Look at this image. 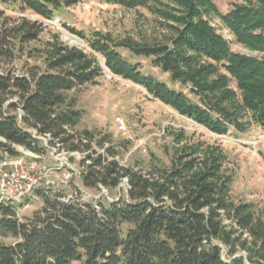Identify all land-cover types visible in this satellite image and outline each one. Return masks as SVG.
I'll return each instance as SVG.
<instances>
[{
    "label": "trees",
    "instance_id": "16d2710c",
    "mask_svg": "<svg viewBox=\"0 0 264 264\" xmlns=\"http://www.w3.org/2000/svg\"><path fill=\"white\" fill-rule=\"evenodd\" d=\"M103 1L129 9L154 8L172 30L165 43L148 44L65 25L104 58L112 74L143 87L212 133L224 135L230 127L240 130L242 113L264 126V57L233 53L209 22L218 17L238 43L264 53V0H243L223 15L212 0ZM0 3L51 19L73 2ZM10 24L9 18L1 23L0 65L13 59L16 44L35 41L41 32L37 21L22 18ZM121 48L133 56L151 58L170 82L181 88L189 85L195 100L142 73L138 63L119 53ZM44 62L43 72L0 73V159L4 152L18 156L17 147L42 155L45 149L33 136L35 131L37 136L49 135L48 144L64 151L87 152L79 162L83 169L78 178L84 189L96 190L98 185L116 189L123 179L128 189L125 198L101 200L99 211L93 202H61L64 190L37 189L36 199L42 206L25 220L15 207L0 204V235L18 239L14 244H0V264H246L242 256H234L236 246L248 253L249 264L264 262V223L254 219L249 205L236 206L229 200L231 177L221 171L223 155L218 149H202L203 142L182 147L170 168L152 173L121 167L114 160L117 151L106 147L108 140L101 138L94 144L92 133L74 131L79 114L70 110L71 104L65 106V92L92 84L99 75L94 59L52 43ZM231 80L239 98L229 88ZM182 138L181 133L177 135L178 141ZM221 214L236 222L240 236L231 238L224 231ZM244 232L250 242L240 241ZM214 241L229 247V262L222 259V250Z\"/></svg>",
    "mask_w": 264,
    "mask_h": 264
},
{
    "label": "rangeland",
    "instance_id": "374dc122",
    "mask_svg": "<svg viewBox=\"0 0 264 264\" xmlns=\"http://www.w3.org/2000/svg\"><path fill=\"white\" fill-rule=\"evenodd\" d=\"M61 1L73 3L63 6L51 19H43L29 11L21 12L15 4L0 3V30L2 20L5 18L11 19L10 25L22 18L41 24L38 39L25 44H16L13 59L1 62L0 73L9 70L18 76L27 75L29 69L43 72L46 68L44 61L47 51L52 43L82 51L94 59L95 66L99 68V75L92 84L64 93L65 106L71 104L70 110L79 114L74 128L76 133L83 131L92 133L94 144L95 141L105 138L106 141L108 140L106 147L112 146L117 151L124 167L142 173L170 168L182 147L201 142H203L202 149L206 146L214 147L223 155L222 173L231 177L229 200L236 206L249 205L254 219H260L264 223V126L257 124L249 113H242L239 119L240 130L236 131L230 127L224 135L212 133L150 96L143 87L112 74L106 67L104 58L92 51L85 40L66 28V26L74 27L85 33L95 31L108 34L112 38H130L141 43H165L171 37L172 30L166 27L164 19L156 9L151 7L129 9L103 0ZM212 2L221 15L231 10L235 4L244 3L243 0H212ZM209 22L216 33L228 42L233 53L257 59L264 57L263 52L253 51L238 43L218 17L209 18ZM118 51L125 59L138 63L141 72L145 75H151L195 100L189 93V85L181 88L178 84L170 82L168 74L154 67L151 58L133 56L127 49L121 48ZM221 73L227 75L223 69ZM229 88L235 91L239 98L234 81H230ZM180 133L183 138L178 141L177 135ZM40 160L47 166L55 165L48 149L43 151ZM69 162L73 170H78L77 159L71 157ZM63 173L64 171L56 172L60 177ZM73 182L83 189V196H86V193L89 195L86 196L88 201L98 195H101L103 202L126 197L124 181L112 190L84 189L78 176H73ZM25 205L19 214L21 220L32 217L42 206V201L34 199ZM221 218L224 231L230 233L231 238L240 236L238 225L233 219L226 218L224 214H221ZM243 240L250 242L251 238L244 232L240 241ZM17 241L18 239L12 236L0 235V244L10 245ZM214 243L221 248L222 259L229 262L227 254L229 247L218 241ZM234 249L236 250L234 256H242L245 263L249 264L248 253L242 251L239 246ZM254 264H264V262Z\"/></svg>",
    "mask_w": 264,
    "mask_h": 264
},
{
    "label": "built area",
    "instance_id": "2783aa9c",
    "mask_svg": "<svg viewBox=\"0 0 264 264\" xmlns=\"http://www.w3.org/2000/svg\"><path fill=\"white\" fill-rule=\"evenodd\" d=\"M33 136L40 140L44 149L50 150L54 166H47L41 162L42 155L32 153L17 147L18 156H10L6 152L2 153L0 159V204L15 207L19 216L21 208L26 206L28 202L36 199L37 189H47L53 191L64 190L65 195L59 200L63 203L71 202H93L96 211H99L98 203L101 202V195L86 200L83 196V189L73 182V176H78L83 169L79 166V162L84 159L87 152L64 151L57 144H48L51 140L49 135L37 136L33 131ZM85 142V141H83ZM97 153L102 151L95 149ZM78 160V170H73L69 162V158ZM111 160V159H109ZM121 167H124L122 160L118 157L114 158ZM85 164H89L86 161ZM64 171L63 175L57 176L56 172ZM55 176V178H53ZM126 191L128 189L126 179ZM72 184V185H71ZM103 189L98 185V189ZM118 200L115 199V201Z\"/></svg>",
    "mask_w": 264,
    "mask_h": 264
}]
</instances>
